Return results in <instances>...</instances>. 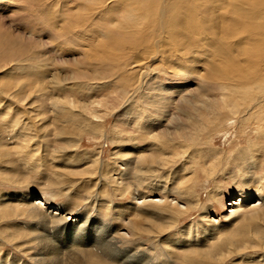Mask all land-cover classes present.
Here are the masks:
<instances>
[{"label": "rangeland", "instance_id": "obj_1", "mask_svg": "<svg viewBox=\"0 0 264 264\" xmlns=\"http://www.w3.org/2000/svg\"><path fill=\"white\" fill-rule=\"evenodd\" d=\"M52 1L0 0V38L10 40L0 46V264H38V253L55 259L53 243L64 255L82 250L74 245L88 235L53 219L60 208L87 217L83 226L116 225L118 214L144 209L161 214L152 222L145 213L139 225L147 231L137 237L117 221L128 238L118 236L120 245L153 264H264V92L234 96L221 89L231 83L196 73L230 60L223 53L183 60L177 52L170 71L157 46L128 53L142 61L148 50V69L132 63L109 79L80 68L76 78L73 64L94 38L62 28L75 3L98 0ZM123 6L103 17L105 27ZM94 15L90 25H103ZM70 43L76 52H58ZM137 189L164 203L142 207Z\"/></svg>", "mask_w": 264, "mask_h": 264}, {"label": "bare ground", "instance_id": "obj_2", "mask_svg": "<svg viewBox=\"0 0 264 264\" xmlns=\"http://www.w3.org/2000/svg\"><path fill=\"white\" fill-rule=\"evenodd\" d=\"M58 1H52L50 6L52 8L59 7L56 6ZM108 2L110 3L108 4L107 0H98L97 5L92 4L95 3L94 1L75 3L77 7L70 12L63 25L62 31L65 33L94 38L92 49L85 47L79 55L80 58H76V63L73 64L74 72H76L74 77L80 78L81 72L78 71L80 68H86L88 72H92L97 77L108 78L117 73H122L132 63H134L132 67L135 68V71L136 69H148L146 58L151 56L150 53L146 54L148 50L143 51L146 53L142 55L145 56L142 61L131 62L132 59H129L128 53L157 46L158 49H153L159 52V57L165 58L163 65L170 71L174 68L177 69L173 66L174 62L170 58L175 56L177 52H181L183 60L186 55L199 60L202 57L210 58L223 53L230 60L218 65V68L209 65L203 73L195 70L196 73L202 74V79L207 83L212 84L213 80L231 83L230 88L221 89L229 90L234 96L242 92L241 97L247 95L252 99L264 92V0H108ZM121 4L124 6L120 8L112 26L105 27L103 17L111 14V12L115 15L117 12L111 11V9ZM80 9L81 14H79ZM94 13L102 19L103 25L93 28L90 23L95 17ZM56 19L60 21V24L63 22L61 14ZM189 38L192 39V42L189 41ZM9 45L10 40L0 38L1 49ZM58 49L60 52L64 49L75 51L76 48L70 43L66 46L57 45ZM82 75L84 76V74ZM125 80L127 79L125 78ZM150 189L152 191L158 188ZM133 193H136L133 201H141L142 207L146 206L147 203L158 205L164 203L163 199H148L147 195L143 192L141 194L139 189ZM41 200L38 201L37 199L39 206H43L44 202L41 203ZM170 201L175 203L173 200ZM239 201L241 202V200ZM243 202L246 206L249 205L248 200L243 199ZM33 204L35 208H28L40 211L38 204ZM233 204L235 203H231V205ZM120 208L124 212L127 211L125 205ZM138 209L134 210L137 211ZM58 210H49L54 216L53 219L61 220L63 227L76 230L79 234L86 233L88 237L80 240L87 238L88 240L74 245L78 235L76 233L70 235L72 239L68 248L74 245L81 247L82 250L75 251L70 248L68 255L62 254L54 243L48 244L52 248L49 249L51 253L56 254L55 259L49 258L52 262L60 263L65 259L69 264H153L148 255L136 250V246L122 247L120 245L121 240L118 238L121 236L128 239L124 233L118 232L117 221L119 224L128 226L127 234L131 232L133 236L137 237L147 231L146 228L139 225L140 218L145 215L146 209L134 218L132 215L124 217L126 213H120L116 217V225L112 226L99 219L94 220L96 223L94 226H83L82 221H87V217L84 215L79 214L72 219L67 217L68 213H65V210L70 209L60 208V211ZM234 210L232 209L230 213L234 214ZM36 214L42 215V217L44 215L40 212ZM161 216V214L159 216H153L152 213L147 214L148 219L150 221L152 219V222L155 219H160ZM161 226L164 228L166 225L161 223ZM155 228L158 229V227ZM98 230L99 233H97ZM39 241L40 247L44 246L41 239ZM135 244L138 246L137 243ZM62 251L64 252V249ZM61 255L66 258H61ZM36 256L38 257L36 258L38 264L49 262V259L43 258L40 253Z\"/></svg>", "mask_w": 264, "mask_h": 264}]
</instances>
